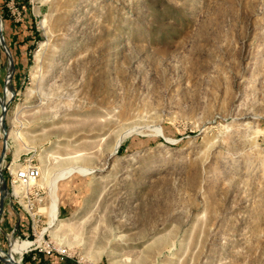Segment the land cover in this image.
I'll return each mask as SVG.
<instances>
[{
	"label": "rangeland",
	"instance_id": "1",
	"mask_svg": "<svg viewBox=\"0 0 264 264\" xmlns=\"http://www.w3.org/2000/svg\"><path fill=\"white\" fill-rule=\"evenodd\" d=\"M0 173V264H264V0H0Z\"/></svg>",
	"mask_w": 264,
	"mask_h": 264
},
{
	"label": "bare ground",
	"instance_id": "2",
	"mask_svg": "<svg viewBox=\"0 0 264 264\" xmlns=\"http://www.w3.org/2000/svg\"><path fill=\"white\" fill-rule=\"evenodd\" d=\"M127 113L128 112L126 110L122 111V113L120 115L121 121H124V120L127 119ZM39 118H43L45 120L44 122L46 124H48V125L49 124L50 125L51 124H54L59 119V117L56 118V114L53 113V111L51 109V106L49 104H47L46 106H44V109L42 111V114L40 115ZM135 129H138V128H134V129H131V130L127 131L123 136H120L117 139V142H121L128 134H130ZM53 132H54L53 130L46 132L43 135V138H49L53 134ZM77 169H79L81 173L89 172V170H91V168H85V167H78ZM70 172H71V169H69L68 171L62 173L57 179L62 178L64 175H66V174H68ZM22 187H23L24 190H28V188L32 187V185H27V186H22ZM51 212L53 214L54 220H56V223H59L60 222V220L58 218V216H59V205L55 201L53 202V204L51 206ZM15 245H16L17 249L19 250V253L21 254L22 253V246L24 245V242L23 241H20V242H17ZM11 259H12V261H13L14 264H17L16 258H15V252H14L13 248H12V258Z\"/></svg>",
	"mask_w": 264,
	"mask_h": 264
},
{
	"label": "crops",
	"instance_id": "3",
	"mask_svg": "<svg viewBox=\"0 0 264 264\" xmlns=\"http://www.w3.org/2000/svg\"><path fill=\"white\" fill-rule=\"evenodd\" d=\"M6 196H0V202L3 199V204L0 205V236L8 229H16L21 234L26 233V230H30L29 218L23 211H18L12 200H6Z\"/></svg>",
	"mask_w": 264,
	"mask_h": 264
},
{
	"label": "built area",
	"instance_id": "4",
	"mask_svg": "<svg viewBox=\"0 0 264 264\" xmlns=\"http://www.w3.org/2000/svg\"><path fill=\"white\" fill-rule=\"evenodd\" d=\"M11 174L14 176L15 181H19L24 186H33L36 179H38V177L41 175V169L38 164L32 160H29L24 165L18 166L14 170H11ZM30 188H28V190H30ZM28 190H26V192H28Z\"/></svg>",
	"mask_w": 264,
	"mask_h": 264
},
{
	"label": "trees",
	"instance_id": "5",
	"mask_svg": "<svg viewBox=\"0 0 264 264\" xmlns=\"http://www.w3.org/2000/svg\"><path fill=\"white\" fill-rule=\"evenodd\" d=\"M29 259H31V256L25 255V261L27 262V260H29ZM33 262H35L34 264H39L40 261L34 260Z\"/></svg>",
	"mask_w": 264,
	"mask_h": 264
},
{
	"label": "water",
	"instance_id": "6",
	"mask_svg": "<svg viewBox=\"0 0 264 264\" xmlns=\"http://www.w3.org/2000/svg\"><path fill=\"white\" fill-rule=\"evenodd\" d=\"M0 177L2 178V179H4V177H3V175L0 173ZM4 185L6 186V183H4ZM4 186V188L6 189V187ZM6 191H4L3 192V194H6L5 193ZM2 204H3V199L1 200V202H0V205L2 206ZM23 264V263H22Z\"/></svg>",
	"mask_w": 264,
	"mask_h": 264
}]
</instances>
